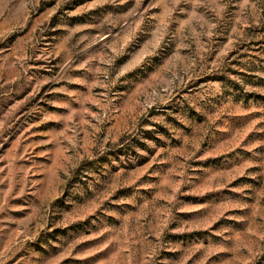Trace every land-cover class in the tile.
Listing matches in <instances>:
<instances>
[{
    "label": "rangeland",
    "instance_id": "obj_1",
    "mask_svg": "<svg viewBox=\"0 0 264 264\" xmlns=\"http://www.w3.org/2000/svg\"><path fill=\"white\" fill-rule=\"evenodd\" d=\"M0 264H264V0H0Z\"/></svg>",
    "mask_w": 264,
    "mask_h": 264
}]
</instances>
